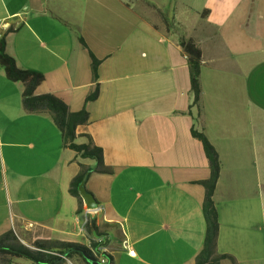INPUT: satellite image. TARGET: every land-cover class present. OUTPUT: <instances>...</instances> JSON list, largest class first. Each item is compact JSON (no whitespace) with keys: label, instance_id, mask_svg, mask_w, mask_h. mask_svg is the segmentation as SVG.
Here are the masks:
<instances>
[{"label":"crops","instance_id":"1","mask_svg":"<svg viewBox=\"0 0 264 264\" xmlns=\"http://www.w3.org/2000/svg\"><path fill=\"white\" fill-rule=\"evenodd\" d=\"M9 26L6 52L44 75L35 94L85 107L76 142L90 135L112 167L84 183L101 207L88 214L106 236L105 264H194L209 169L192 126L220 160L216 251L264 264V0H0V33ZM180 38L201 50L199 115ZM89 51L99 93L85 102ZM21 92L0 67V235L88 246L68 187L78 163L94 161L63 146L48 114L24 111Z\"/></svg>","mask_w":264,"mask_h":264},{"label":"trees","instance_id":"2","mask_svg":"<svg viewBox=\"0 0 264 264\" xmlns=\"http://www.w3.org/2000/svg\"><path fill=\"white\" fill-rule=\"evenodd\" d=\"M13 29L9 26L0 33V67L3 69L5 77L13 82H20L22 85L21 105L24 111L28 113H46L50 116L53 124L60 133L62 144L75 152V157L80 159H92L94 166L79 162L78 172L69 182L68 192L76 198L77 209L80 213L83 210V203L78 193L80 185L85 188V180L91 172L111 173L112 167L104 163L102 148L97 146L90 135L80 134L85 138V142H76L77 134L75 128L79 124L88 121V112L83 107L77 111H71L67 104L59 97L51 93L35 94L36 87L43 81L42 72L34 69H25L16 64L15 59L6 52L5 35ZM78 40L81 45L87 49L82 37ZM179 44L186 57L189 73V86L192 93L190 107L195 106L197 114H200V69L202 64L201 50L198 44L192 38H180ZM90 70L92 87L85 97V102L94 100L99 93L98 66L100 60L90 51ZM192 136L199 139L205 156L208 160L209 175L206 179L199 180L204 188V196L201 204V211L204 220V234L200 250L195 256L194 264H237L236 259L229 253H218L216 251V238L218 235V213L214 204V190L220 174V160L214 146L207 139L202 131L193 126L190 130ZM86 189V188H85ZM90 193L88 190H86ZM91 194V193H90ZM85 231L89 235V245L80 244L73 241L60 239L34 240L30 245H24L12 229H9L0 235V264H13V260L19 257H25L33 261L34 264H61L65 259L74 256L81 259L85 264L90 262L85 258L86 253L99 262L100 247L104 243L95 241V237L104 235L99 230L94 219H90L85 224ZM102 255L108 257L111 263V257L102 252Z\"/></svg>","mask_w":264,"mask_h":264},{"label":"built area","instance_id":"3","mask_svg":"<svg viewBox=\"0 0 264 264\" xmlns=\"http://www.w3.org/2000/svg\"><path fill=\"white\" fill-rule=\"evenodd\" d=\"M100 210H101V207H99L97 205L95 207L91 208V209H88L85 205L83 206V226H84V228H85V224L92 218L88 213L89 212H91V213L92 212H98ZM105 240H106V236L105 235H100L98 237H95V241H97V242H99L101 244L104 243ZM122 245H123L124 248L127 249L128 253L130 255H134V253H135L134 250L129 247V245L127 244V241L126 240H123L122 241ZM105 250H106L105 249V246H103V245L99 249V251L101 252V254L99 255V260H100V262L102 264H105L106 263V259L102 255V252H104Z\"/></svg>","mask_w":264,"mask_h":264},{"label":"water","instance_id":"4","mask_svg":"<svg viewBox=\"0 0 264 264\" xmlns=\"http://www.w3.org/2000/svg\"><path fill=\"white\" fill-rule=\"evenodd\" d=\"M78 193L79 196L81 197L82 203L88 208L91 209L97 205L96 200L92 196V194L88 193L84 186L80 185L78 187ZM85 258L90 262V264H102L99 262L97 259L93 258L92 256L83 253Z\"/></svg>","mask_w":264,"mask_h":264},{"label":"rangeland","instance_id":"5","mask_svg":"<svg viewBox=\"0 0 264 264\" xmlns=\"http://www.w3.org/2000/svg\"><path fill=\"white\" fill-rule=\"evenodd\" d=\"M74 238H77L76 236L72 237V239ZM79 238V237H78ZM81 238V237H80ZM77 239L76 241L78 240H81V239ZM81 242V241H80ZM17 261H20V262H24V263H28V264H32L31 261L29 259H26L25 257H21L20 259H16ZM71 261V262H70ZM70 261H67L65 264H77V262H75V260L73 258H70Z\"/></svg>","mask_w":264,"mask_h":264}]
</instances>
